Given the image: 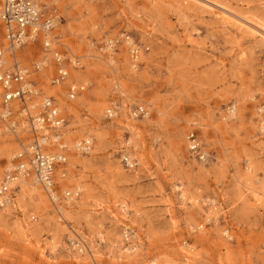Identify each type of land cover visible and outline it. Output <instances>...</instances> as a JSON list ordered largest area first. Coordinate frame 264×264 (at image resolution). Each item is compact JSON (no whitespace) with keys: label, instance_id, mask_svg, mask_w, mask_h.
I'll list each match as a JSON object with an SVG mask.
<instances>
[{"label":"rangeland","instance_id":"1","mask_svg":"<svg viewBox=\"0 0 264 264\" xmlns=\"http://www.w3.org/2000/svg\"><path fill=\"white\" fill-rule=\"evenodd\" d=\"M32 1L58 18V48L78 62L53 87L39 45L15 53L29 69L47 61L30 79L65 117L66 176L55 174V204L15 185L0 264H264V0ZM68 85L84 92L70 101ZM27 131L0 128V181ZM81 140L87 154L73 150Z\"/></svg>","mask_w":264,"mask_h":264},{"label":"built area","instance_id":"2","mask_svg":"<svg viewBox=\"0 0 264 264\" xmlns=\"http://www.w3.org/2000/svg\"><path fill=\"white\" fill-rule=\"evenodd\" d=\"M53 17L47 16L42 11L38 10L35 5L30 0H3L2 7L0 11V23L3 31V40L5 42L6 48H0V87H1V109H4V113H0V128H3L5 131L13 130L14 128V116L23 118L26 126L30 128V134L32 136L34 148L31 150L32 154L19 155L18 159L15 158L11 161V165H13L14 174L19 175L21 172L18 169L19 160L24 159L26 165L30 167L28 170V174L34 173L37 180L40 183V189L47 195L49 199L54 201L51 197V193L55 194L56 198L58 195L56 194V184L54 183V172L57 167L63 165L65 162V155L63 151L60 154L56 153H48L45 149L44 144L40 145L36 140L38 135L33 130L32 121L33 118L37 115L40 116L44 122H54L56 126L62 127L64 124V120L60 119L58 115L57 107L55 106L54 100L48 99L43 102L42 106L37 107V112L35 109H31L27 112H23L25 110V105L28 100L30 102L35 101L36 98H39L40 95L36 89L34 93H31L27 84L31 82L30 77L34 79L37 78V74L42 72V66H39L36 59L31 61L29 65H31V69H27L21 66L18 59L14 57L11 59L12 63L10 66L4 67L5 64L4 56L5 53L13 54L17 51L19 52L21 49L25 48V46H33L36 48L37 45L40 46L42 52H48V47L51 44V41H48L49 34L53 31ZM4 49V50H3ZM61 52V51H60ZM52 52V60L53 65L55 67V72L57 74V78L53 81H50V85H58L64 83V79L67 77V73L65 72V67L71 60L63 55V52ZM135 55V52H132ZM23 63V62H21ZM55 74V76H56ZM33 81V80H31ZM32 87H38L37 80L32 82ZM84 92L83 86H68L66 90V97L68 100H74L78 95ZM14 101L17 102L18 106L16 109L10 106ZM10 104V105H9ZM134 115L143 116L146 114V110L139 106L136 107L133 111ZM108 112V116L106 118H110ZM14 133V132H10ZM260 133V132H259ZM262 134V133H261ZM58 140H56L57 142ZM189 143L192 145H188V151L198 160H203V156L200 155V147L199 142L194 135H190L188 139ZM53 144H47V149L49 151L54 150ZM76 149L79 150L78 147ZM82 151V150H80ZM83 153L85 151H82ZM122 163L124 167H136L137 163L131 157L125 156L122 159ZM132 163L131 165H128ZM15 177V176H14ZM25 177V176H24ZM7 178V177H6ZM13 178V177H12ZM48 189H51V193H48ZM5 188L3 185L0 186V196H3ZM73 195V196H72ZM78 196V192H68L65 195V198L71 199ZM155 264V263H150Z\"/></svg>","mask_w":264,"mask_h":264},{"label":"bare ground","instance_id":"3","mask_svg":"<svg viewBox=\"0 0 264 264\" xmlns=\"http://www.w3.org/2000/svg\"><path fill=\"white\" fill-rule=\"evenodd\" d=\"M3 1V0H2ZM2 1H1V7H2ZM30 1H32V0H30ZM32 3L35 5V7L38 9V10H40V11H42L43 12V10H42V8L38 5V4H36L35 2H33L32 1ZM0 11H1V8H0ZM44 13V12H43ZM44 14H46V13H44ZM47 16H51V15H48L47 14ZM51 17H53V25H54V29H53V31L49 34V37H48V41H51V44L49 45V47H48V52L47 53H45L44 51H43V53L45 54V55H47V56H49V58H50V60H51V63H52V66H53V73H52V77H51V79H50V81H53V80H55L56 78H57V74H56V72H55V67H54V65H53V60H52V52L53 51H57V52H60V50H59V48H58V41L56 40V38H55V36L53 35V32H54V30L56 29V27H57V25H58V18L57 17H55V16H51ZM0 25H1V23H0ZM1 30H2V28H1ZM2 34H3V31H2ZM2 37H3V35H2ZM4 47H1V49L2 48H6V46H5V42H4V45H3ZM0 49V50H1ZM3 49V50H4ZM136 50V47H132L131 49H130V54H131V59L133 60V62L134 63H136V61L138 60V58H137V53H138V50H137V52L135 51ZM17 52V51H16ZM15 52V53H16ZM62 52V51H61ZM60 52V53H61ZM132 52H135V55H134V53H132ZM15 53H14V55L13 54H8V53H5V56H4V60H5V64H3L4 65V67H6V66H10V64L12 63V61H11V59L13 58V60H14V57H15ZM63 55H66L65 53H62ZM67 56V55H66ZM70 60H71V62L70 63H68L67 64V66L65 67V72L67 73V77L64 79V83H61V84H65V82L68 80V77H69V68L70 67H77L78 66V62L76 61V59L74 58V57H70V56H67ZM19 62V61H18ZM47 61L46 60H40V61H37V63H38V65L39 66H42V71L44 70V68H46V66H47V63H46ZM21 64V66H23V67H25V68H27V69H29L27 66H25V65H23L22 63H20ZM134 65H136V64H134ZM1 70V69H0ZM30 70V69H29ZM55 74H56V76H55ZM32 79H30L29 81L31 82L30 84H27L28 85V88L31 90L30 92L31 93H34L35 91H36V89H37V91H38V93H39V95H40V97L39 98H36L35 99V101H32V102H30L29 100L26 102V103H28V104H26L25 105V110L23 111L24 113L25 112H27L28 111V109L29 110H31V109H35V112H37V107L40 105V106H42L43 105V102L45 101V100H48L49 98L50 99H52V100H54L52 97H46V96H44V95H42L41 94V92L39 91V89H38V87L36 86V87H32V82H34V81H31ZM61 84H58V85H54L53 87H56V86H60ZM90 83H87V86L89 85ZM68 86H78V85H68ZM1 93H2V91H1V87H0V95H1ZM0 101H1V98H0ZM14 103L16 104V108H17V106H18V104H17V102L16 101H14L10 106L13 108V110H14ZM54 103H55V106L57 107V111H58V115L60 116V119H62V120H64L63 122H64V124L62 125V127H59L58 128V126H56L55 125V123L54 122H44L42 119H41V117L40 116H35L34 118H33V121H32V125H33V130H34V132L38 135V137H37V142L40 144V145H42V144H44V146H45V149H46V151L48 152V153H56V154H60V152L61 151H63V153H64V155H65V151L67 150V145L65 144V142L63 141V132H62V130H63V127L65 126V124H66V121H65V117L63 116V114L61 113V111L59 110V107L57 106V104H56V102H55V100H54ZM141 107H143L144 109H145V107L144 106H142V105H140ZM139 107V106H138ZM146 110V109H145ZM1 111H2V113H4V109L2 108H0V113H1ZM108 112H109V116L111 117L114 113H113V111L112 110H108L107 111V115H108ZM133 115H134V113H133ZM135 116V115H134ZM147 116V111H146V114L145 115H143V116H137V117H142V118H144V117H146ZM15 117V116H14ZM136 117V116H135ZM14 124H16V125H14V128H13V130H9V131H5L4 129H3V131H5V132H15L17 129H18V127L20 126L21 128H26L28 131V133H30L31 131H30V128H28L27 126H26V123L24 122V120H23V118H21L20 116L18 117V119H16L15 120V118H14ZM14 134V133H13ZM32 137V136H31ZM56 140H58L57 142H56ZM33 140H31V142L25 147V148H23V149H21V150H19L16 154H13V156L11 157V160H10V163H11V161H13V159H15V158H17L18 159V157H19V155H23L24 153H26V154H32L31 153V150H33L34 148L32 147V144H33V142H32ZM47 144H53L55 147H54V150L52 151H49L48 149H47ZM190 145H192V144H190ZM72 147H73V150L76 152V153H78V154H87L89 151H90V148H91V144L89 143V141H86V140H81V141H77V142H75L73 145H72ZM71 147V148H72ZM76 147H78L79 148V150L78 149H76ZM80 150H82V151H85L84 153L82 152V151H80ZM130 156L131 157V159H134L135 161H136V159L130 154V153H128V152H123L122 154H121V157H120V160H121V164H122V166L124 167V165H123V163H122V159L125 157V156ZM65 162H64V164L63 165H60L59 167H57L56 168V170H55V172H54V183H55V180H56V178H55V174H56V176H58V178H64L65 176H66V171L63 169V167H65V165L67 164V157H66V155H65ZM8 164L7 166H6V168H5V170H4V173H3V177L1 178V181H0V186H1V184L3 185V188H5V192H4V194H3V196H0V210H2V209H4L6 206H8V205H13L14 204V196H13V190H14V187H15V185L16 184H19L20 183V190H19V192L21 191V187L23 188V187H28L29 185H30V183H28L27 181H31L32 182V184L35 186V187H38L39 189H40V183H39V181L37 180V178H36V176L34 175V173H30L28 176H27V174H28V170L30 169V167L28 166V165H26V162L24 161V159H21V160H19V164H18V169L21 171L20 173H19V175L17 176V175H15L14 174V169H13V165H11V164ZM136 163H137V161H136ZM132 163H129L128 165H131ZM137 165V164H136ZM136 167H134V166H131V167H124V169L125 170H127V171H131V170H134ZM58 170V172L56 173V171ZM15 176V177H14ZM25 176V177H24ZM7 177V178H6ZM13 177V178H12ZM251 190V189H250ZM78 192V196H79V194H80V192H79V189L78 188H76V189H73V190H71V191H67V192H65L64 193V200H69V201H72V200H74V199H76L78 196H76V197H74V198H72V196H70V198L71 199H67V198H65V195H66V193H68V192ZM52 191H51V189H48V193H51ZM256 192V191H255ZM255 192H253V195L255 196V197H257L258 195L255 193ZM22 193H23V191H22ZM56 194H57V192H56ZM51 195L53 196V197H51L52 199H54V201H52L51 199H49L53 204H55V203H57V201H58V197L56 198V196H55V194H53V193H51ZM58 195V194H57ZM34 201H38V199H33ZM0 214H2V213H0ZM129 235H130V233L129 232H124L123 233V239L124 240H128V237H129ZM71 245L73 246V248H75V247H77V251L80 253V254H82L83 252H84V249L83 248H81V247H79V244H78V246H76V244H75V242H71ZM80 249H79V248ZM150 263H155V262H153V261H151V262H149L148 264H150ZM156 264V263H155Z\"/></svg>","mask_w":264,"mask_h":264}]
</instances>
